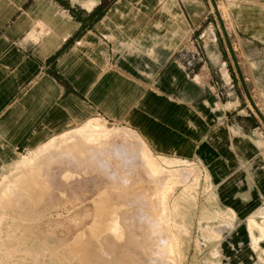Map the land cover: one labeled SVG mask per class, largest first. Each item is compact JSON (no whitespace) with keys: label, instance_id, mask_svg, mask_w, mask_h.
<instances>
[{"label":"rangeland","instance_id":"obj_1","mask_svg":"<svg viewBox=\"0 0 264 264\" xmlns=\"http://www.w3.org/2000/svg\"><path fill=\"white\" fill-rule=\"evenodd\" d=\"M251 2L264 7V0H209L189 41L196 50L177 52L196 84L227 108L237 104V163L219 174L210 151L158 155L100 116L54 133L0 164V264H264L247 230L248 216L264 206V37L242 29L235 14ZM93 130L105 133L95 141L81 134ZM214 206L233 218L219 220ZM250 227L257 249L264 209Z\"/></svg>","mask_w":264,"mask_h":264},{"label":"crops","instance_id":"obj_2","mask_svg":"<svg viewBox=\"0 0 264 264\" xmlns=\"http://www.w3.org/2000/svg\"><path fill=\"white\" fill-rule=\"evenodd\" d=\"M207 14L209 0H0V164L101 117L161 156L210 151L225 172L237 163V104L227 108L196 84L177 54L196 50L189 41ZM235 14L264 37V7L251 2ZM261 209L247 230L264 254L250 230ZM213 210L222 221L234 216Z\"/></svg>","mask_w":264,"mask_h":264},{"label":"bare ground","instance_id":"obj_3","mask_svg":"<svg viewBox=\"0 0 264 264\" xmlns=\"http://www.w3.org/2000/svg\"><path fill=\"white\" fill-rule=\"evenodd\" d=\"M102 133H105V131H103V130H93V131H88V133H86V132H81V134H85V135H87L88 136V139H90V141L92 140V141H95V140H98V138L100 137V136H102V135H104V134H102ZM68 136H66V138H67ZM72 137V136H71ZM81 138V137H80ZM106 141V140H105ZM73 143V142H72ZM55 145H57V144H55ZM86 145V144H85ZM95 145V144H94ZM51 146V145H50ZM53 146V145H52ZM87 146V145H86ZM89 146H90V144L87 146V149H89ZM92 146H93V144H92ZM81 147V146H80ZM83 147V146H82ZM91 147V146H90ZM53 148V147H52ZM75 148V147H74ZM86 148V147H85ZM84 148V149H85ZM83 149V150H84ZM92 149H94V148H92ZM76 150V149H75ZM81 150V149H80ZM47 152V151H46ZM90 152V151H89ZM87 153V152H86ZM93 153H95V152H93ZM68 154V153H67ZM66 155V154H65ZM93 155V154H92ZM97 155V154H96ZM149 156V155H148ZM72 157H74V155L72 156ZM52 158V157H51ZM74 159V158H73ZM71 160V159H70ZM69 160V161H70ZM75 160V162L76 161H78V160H76V159H74ZM73 161V160H72ZM152 163V162H151ZM158 163H160V162H158ZM144 166V165H143ZM142 166V167H143ZM147 168V167H146ZM145 168V169H146ZM148 169V168H147ZM151 169H153V171L154 172H157V171H161L162 169H163V167L162 166H160V165H154V167H152ZM191 169V168H190ZM145 173V172H144ZM143 173V174H144ZM165 176V175H164ZM145 177V176H144ZM152 178V177H151ZM150 178V179H151ZM162 178V177H161ZM160 178V179H161ZM117 179V178H116ZM183 179V178H182ZM143 180V179H142ZM145 181V180H144ZM188 181V180H187ZM149 182V181H148ZM151 189V188H150ZM154 189H155V187H154ZM4 191V190H3ZM10 192V191H9ZM142 193H144V192H142ZM136 194V193H135ZM145 195V194H144ZM131 196V195H130ZM129 196V197H130ZM142 196V195H141ZM13 197V196H12ZM1 198V197H0ZM130 200V199H129ZM141 199H139V201H140ZM143 200V199H142ZM144 201V200H143ZM1 202V201H0ZM123 202H124V200H123ZM133 202V201H132ZM138 202V201H137ZM141 202V201H140ZM126 203V202H125ZM139 203V202H138ZM146 203V202H145ZM142 204V203H141ZM145 206V205H144ZM135 210V209H134ZM111 213H113V212H111ZM138 215H139V213H138ZM137 215V216H138ZM110 216V215H109ZM140 217V216H139ZM147 217V216H146ZM110 218H112V225L110 226V228H113V225H114V221H115V219L116 218H114L113 216H111ZM133 218V217H132ZM138 219V218H137ZM140 219V218H139ZM111 220V219H110ZM133 220H134V218H133ZM143 220V219H142ZM94 221H96V220H94ZM131 221H132V219H131ZM141 221V220H140ZM111 222V221H110ZM122 222V221H121ZM123 223V222H122ZM142 223V222H141ZM147 223V222H146ZM111 224V223H110ZM127 224V223H126ZM141 225V224H140ZM142 226V225H141ZM143 226H144V224H143ZM108 228H109V225H108ZM148 228H150V227H148ZM260 229H262V228H260ZM133 231H134V229H132ZM250 230H251V234H252V237H253V239H254V241L256 240V238H255V235L253 234V231H252V229H251V227H250ZM263 230V229H262ZM132 231V232H133ZM142 231V230H141ZM125 232H127V231H125ZM131 231H130V236H131V238H134V234L132 233ZM157 232V231H156ZM129 233V232H128ZM135 233V232H134ZM139 233V232H138ZM148 233V232H147ZM152 233V232H151ZM136 234V233H135ZM106 235V234H105ZM126 235V234H125ZM129 234H127V238L129 239L130 237L128 236ZM146 235V234H145ZM161 235V234H160ZM105 238V237H104ZM111 238V237H110ZM126 238V239H127ZM130 238V240L129 241H127V242H132L133 241V239H131ZM149 238V237H148ZM160 238V237H159ZM127 239V240H128ZM156 239V238H155ZM105 240V239H104ZM154 240V239H153ZM157 241V240H156ZM168 241V240H167ZM103 242H107V241H103ZM95 243V242H94ZM152 243H154V242H152ZM156 243V242H155ZM112 244V243H111ZM127 246V245H126ZM97 247V246H96ZM110 247V246H109ZM155 247H156V245H155ZM158 248V247H157ZM110 249V248H109ZM124 249H127V248H124ZM129 249V248H128ZM128 249H127V251H128ZM131 249V248H130ZM93 250V249H92ZM107 250V249H106ZM157 251V250H156ZM159 251V250H158ZM129 252H131V251H129ZM112 253V252H111ZM122 253V252H121ZM119 256V255H118ZM98 258V257H97ZM60 263V262H59ZM68 263V262H67ZM82 263V262H81Z\"/></svg>","mask_w":264,"mask_h":264}]
</instances>
